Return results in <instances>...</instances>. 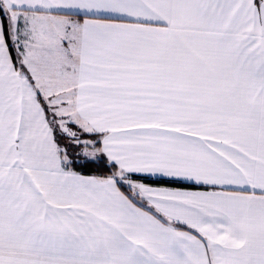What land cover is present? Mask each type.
I'll list each match as a JSON object with an SVG mask.
<instances>
[{
	"label": "snow or ice",
	"instance_id": "snow-or-ice-1",
	"mask_svg": "<svg viewBox=\"0 0 264 264\" xmlns=\"http://www.w3.org/2000/svg\"><path fill=\"white\" fill-rule=\"evenodd\" d=\"M0 264H264V0H0Z\"/></svg>",
	"mask_w": 264,
	"mask_h": 264
}]
</instances>
